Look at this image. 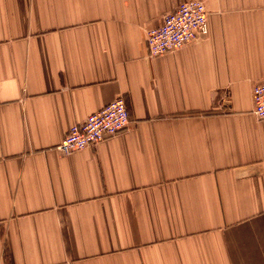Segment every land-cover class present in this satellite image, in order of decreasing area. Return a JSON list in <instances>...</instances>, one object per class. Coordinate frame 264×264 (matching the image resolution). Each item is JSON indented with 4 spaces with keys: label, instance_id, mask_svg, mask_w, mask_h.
Returning <instances> with one entry per match:
<instances>
[{
    "label": "crops",
    "instance_id": "crops-1",
    "mask_svg": "<svg viewBox=\"0 0 264 264\" xmlns=\"http://www.w3.org/2000/svg\"><path fill=\"white\" fill-rule=\"evenodd\" d=\"M187 1L0 0V264H264V0H201L150 58ZM118 97L124 130L58 151Z\"/></svg>",
    "mask_w": 264,
    "mask_h": 264
},
{
    "label": "built area",
    "instance_id": "built-area-1",
    "mask_svg": "<svg viewBox=\"0 0 264 264\" xmlns=\"http://www.w3.org/2000/svg\"><path fill=\"white\" fill-rule=\"evenodd\" d=\"M207 13L201 0L181 3L166 14L160 26L146 32L148 56L156 58L174 52L186 44L207 35ZM253 112L264 120V83L252 90ZM128 125V113L121 97L116 98L101 110L90 114L78 124L72 125L58 145L63 155L81 151L113 138Z\"/></svg>",
    "mask_w": 264,
    "mask_h": 264
}]
</instances>
